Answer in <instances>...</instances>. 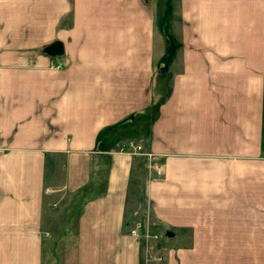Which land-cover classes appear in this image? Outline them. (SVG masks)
Masks as SVG:
<instances>
[{
	"label": "crops",
	"instance_id": "1",
	"mask_svg": "<svg viewBox=\"0 0 264 264\" xmlns=\"http://www.w3.org/2000/svg\"><path fill=\"white\" fill-rule=\"evenodd\" d=\"M132 141L161 264H264V0H0V264H146Z\"/></svg>",
	"mask_w": 264,
	"mask_h": 264
},
{
	"label": "rangeland",
	"instance_id": "2",
	"mask_svg": "<svg viewBox=\"0 0 264 264\" xmlns=\"http://www.w3.org/2000/svg\"><path fill=\"white\" fill-rule=\"evenodd\" d=\"M134 142V141H132ZM135 145H141L137 142H134ZM143 147V145H141ZM126 149V148H123ZM145 153L137 155V157H141L144 160L142 163V167L145 169V176L143 179L140 178V188L137 199V211L133 214L132 226L130 228V234L133 237H137L143 242V251L144 261L146 264L153 263H164L167 252L171 250V248H182L184 246H190L185 243H180L181 240L173 239L167 237L166 233L168 231V226L164 225L162 221L156 218L153 214L152 202L149 198L148 186L147 184L154 179V177L161 178L164 176L165 168L163 164H159L156 160V156L145 150V147L142 148ZM118 151V154L130 155L134 150L129 149L127 151ZM131 156H134L131 154ZM157 168V169H156ZM160 170L161 175L157 174ZM157 171V172H156ZM142 222V223H141ZM142 224V225H140ZM57 231H62L60 227ZM56 231V232H57ZM67 227L64 228L63 232L68 233ZM57 237V234L50 237V242L48 245H51L53 239ZM184 240V239H183ZM62 243V242H61ZM60 248L65 249H73V240L70 236L65 237V240L62 244H59ZM175 249V250H176ZM61 251V252H64ZM60 252V253H61ZM71 252V251H70ZM72 254V252L70 253ZM180 258V257H179ZM181 259V258H180ZM199 260V259H198ZM198 262V261H197ZM201 264V263H199Z\"/></svg>",
	"mask_w": 264,
	"mask_h": 264
},
{
	"label": "built area",
	"instance_id": "3",
	"mask_svg": "<svg viewBox=\"0 0 264 264\" xmlns=\"http://www.w3.org/2000/svg\"><path fill=\"white\" fill-rule=\"evenodd\" d=\"M126 149H123L122 148V150L121 151H127V150H129V149H133L134 151L132 152V153H130V155L131 154H133L134 156H137V155H139V154H142V153H145V151H143V147L141 146V145H135L134 144V142H129V144L125 147ZM157 169V168H156ZM159 172H157V174L159 175H161V173L162 172H160V170H158ZM142 223V222H141ZM140 225H142V224H140Z\"/></svg>",
	"mask_w": 264,
	"mask_h": 264
}]
</instances>
